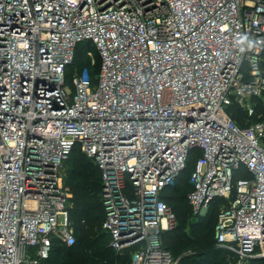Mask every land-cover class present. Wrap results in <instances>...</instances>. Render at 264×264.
I'll use <instances>...</instances> for the list:
<instances>
[{
  "label": "built area",
  "instance_id": "obj_1",
  "mask_svg": "<svg viewBox=\"0 0 264 264\" xmlns=\"http://www.w3.org/2000/svg\"><path fill=\"white\" fill-rule=\"evenodd\" d=\"M82 43L99 71L68 78ZM261 100L264 0H0V264L76 244L62 169L78 149L102 173L109 246L131 264H181L164 194L192 156L194 215L222 200L218 246L263 258L264 118L230 113L255 117Z\"/></svg>",
  "mask_w": 264,
  "mask_h": 264
},
{
  "label": "trees",
  "instance_id": "obj_2",
  "mask_svg": "<svg viewBox=\"0 0 264 264\" xmlns=\"http://www.w3.org/2000/svg\"><path fill=\"white\" fill-rule=\"evenodd\" d=\"M88 51L94 52L95 55L94 64L92 63L93 59L87 56ZM83 68H88L90 70L91 76H93L94 78L96 77L100 68L99 54L91 43H82L78 45L76 49V58L74 64L68 69V78L72 72ZM241 111H243V109H241L237 105H234L230 110L232 118L236 120L238 124L240 123L239 115ZM243 113L245 116L244 118L246 119L247 117V120H244L243 124L242 123L239 124L242 127H246L251 123L258 121L259 116L264 118V100H261L259 102L257 106V115L255 117L250 118L248 114L245 113V111H243ZM73 156L85 157L90 163L94 165V167L90 166L89 163L82 165V169L78 177L79 179L77 185L76 187L73 188V190L74 193L76 194L75 202L76 203L81 202L82 205L87 204L91 206V210L95 211L96 215L95 217L92 218L88 217L87 223H85L80 227L79 239L77 232L75 230L77 242L74 246L70 247L60 242L59 240H55L50 255L44 261V264H74L78 259H83V258L85 262L88 261L90 263L93 262L95 259H99L100 254H102V250L100 251L101 241H100V235H98V232H100L99 230L102 231L101 236H103L105 239L103 243L105 248L104 252L105 253L111 252L113 254L115 253L114 258L112 259H107L106 256L108 255L104 254V257L102 258L100 264H131V252L127 251V252L118 253L115 250H113L109 246L110 237L103 229L106 213L102 202V173L100 169L90 158H88L79 149L75 150L70 156V158ZM196 159H197L196 156H192L190 158L188 168L181 173L175 186L167 190L164 194V200L173 208L178 218L177 226L174 229L167 231L163 234L164 244L166 248H168L174 254L175 257L180 258L181 264H187V260L185 258L177 256L174 250L169 246V244L172 245L180 244L181 242L180 235L177 234L178 232L177 228L179 225V215H180L179 208H183L182 213H184V217L188 216L187 213H189V208H190L192 212L193 223L196 225V228L202 229L206 226L212 225L213 226L212 231L214 232L213 241L211 242L210 249H194L193 252L198 254L196 256L197 257L202 256V258L209 256L210 258L211 257L214 258L215 260L209 264H238V259L236 254L225 248L219 247L216 240V225L218 221V215L220 212V204L223 203V201L221 200V202H217L214 205V207L211 209L210 213L201 218H198L194 215L192 206L189 204L188 194L193 188L190 178H191V173L195 166ZM80 161H81L80 158H78L75 162L78 163ZM187 172H189L188 176L186 175ZM64 178L66 185L65 175ZM184 202H187V207H185ZM101 215L103 217L102 224L99 223V221H97ZM70 217L72 220V224L75 228L72 214H70ZM188 246H190V244L188 245L186 243L184 244L183 247H188ZM65 250L68 253H72V254H76L78 252H83L85 254L83 255V257H79L77 259L72 258L68 260H56L55 255L57 253L64 254ZM194 260H197L196 261L197 264H203L200 261H198V259H194ZM248 264H264V257L254 259L250 261V263Z\"/></svg>",
  "mask_w": 264,
  "mask_h": 264
},
{
  "label": "rangeland",
  "instance_id": "obj_3",
  "mask_svg": "<svg viewBox=\"0 0 264 264\" xmlns=\"http://www.w3.org/2000/svg\"><path fill=\"white\" fill-rule=\"evenodd\" d=\"M239 122L244 123V120H247L244 118V113L241 111L239 115ZM239 123V124H240ZM80 158V162L76 163L75 161ZM89 163L90 166L94 165L90 163L85 157L82 156H73L70 158L68 162H66L63 166V174L66 177V191L70 195V201H69V209H70V214H72L73 217V223L75 224V230L78 235V239L80 237V227L87 223L88 217H95L96 212L91 210V206L84 204L82 205L81 202L76 203V194L74 193L73 188L76 187L77 182H78V177L82 169V165H85ZM186 175H189V172L186 173ZM185 207H187V202H184ZM179 225H178V232L177 234L180 235V244L179 245H172L169 244V246L174 250L175 254L179 257L185 258L187 260V264H197L194 259H198L203 264H209L212 263L215 259L210 258L209 256L202 258V256H196L198 255L197 253H194V249H210L211 242L213 241V235L214 232L212 231L213 226L209 225L206 226L202 229L196 228V225L193 223V218H192V212L189 208V213H187V217H184L183 208H179ZM99 223H103V217L102 215L98 218ZM60 224L64 222V216H60L59 218ZM193 223V224H192ZM98 235H100V241H101V246H100V251L102 250V254H100L99 259H95L93 262H90L91 264H100L102 258L104 257V254H107L106 256L107 259H112L115 256V253H105L104 252V237L101 236V230H99ZM212 231V232H211ZM190 244L188 247H183L184 244ZM80 244V242H79ZM183 245V246H182ZM85 253L83 252H78L76 254L68 253L65 250V253L63 254H56L55 259L56 260H68L72 258H79L83 257ZM201 255V254H200ZM90 264L88 261H84L83 259H78L76 263L74 264ZM111 263V262H110Z\"/></svg>",
  "mask_w": 264,
  "mask_h": 264
}]
</instances>
